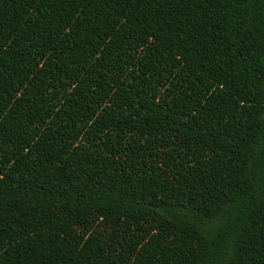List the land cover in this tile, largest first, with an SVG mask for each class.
<instances>
[{
	"label": "trees",
	"instance_id": "1",
	"mask_svg": "<svg viewBox=\"0 0 264 264\" xmlns=\"http://www.w3.org/2000/svg\"><path fill=\"white\" fill-rule=\"evenodd\" d=\"M0 264H264V0H0Z\"/></svg>",
	"mask_w": 264,
	"mask_h": 264
}]
</instances>
